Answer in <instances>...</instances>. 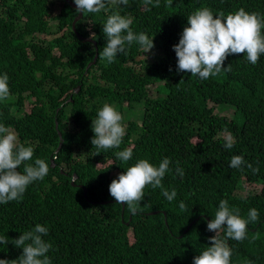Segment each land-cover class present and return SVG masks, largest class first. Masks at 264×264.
<instances>
[{"label": "trees", "instance_id": "obj_1", "mask_svg": "<svg viewBox=\"0 0 264 264\" xmlns=\"http://www.w3.org/2000/svg\"><path fill=\"white\" fill-rule=\"evenodd\" d=\"M105 2V10L82 13L75 25L90 43L73 32L77 10L67 0H0V75H8L10 89L0 101V124L33 147L28 163L39 158L49 164L45 178L30 184L21 200L0 204V236L9 239L0 245V259H18L22 248L10 241L40 224L48 229L43 239L52 245L51 264H192L211 246L215 232L207 223L224 199L241 218L253 208L259 213L246 239L228 240L231 264H264V54L255 65L246 54L229 55L223 67L230 64L231 71L202 80L177 72L173 51L195 10L207 7L215 16L243 8L264 16V0H160L159 7L143 0L118 7ZM113 13L132 18L135 34L153 37L152 62L136 42L126 43L111 64L99 58L103 24ZM95 49L96 62L86 68ZM151 84L162 94L153 98ZM105 103L128 124L119 148L98 150L91 123ZM136 104L140 121L129 120ZM226 133L235 141L230 150L223 146ZM129 147V161L116 158ZM235 155L246 162L241 169L229 167ZM164 158L171 163L162 184L175 189L174 200L147 186L137 214L126 205L122 211L110 196V182L140 159L158 167ZM245 183L260 189L243 196Z\"/></svg>", "mask_w": 264, "mask_h": 264}, {"label": "clouds", "instance_id": "obj_2", "mask_svg": "<svg viewBox=\"0 0 264 264\" xmlns=\"http://www.w3.org/2000/svg\"><path fill=\"white\" fill-rule=\"evenodd\" d=\"M67 2L69 5L71 3L76 5L77 14L78 12L100 13L106 9L105 0H74V2L67 0ZM128 2L129 0H110V3L117 7L128 5ZM143 2L145 6L159 7L160 4V0H155L154 4L153 0H143ZM132 23V18L119 13L107 17L102 28L106 43L99 52L101 60L109 64L113 63L117 54L125 51L126 43L131 45L136 42L144 53L153 49V37L149 38L143 32L135 34L130 27ZM75 25L72 28L71 24V28L76 37L86 42L75 32ZM187 25L183 28L178 43L173 45L177 72L191 73V76L206 80L222 70L231 71L230 64L223 67L229 55L246 54L247 61L255 65L261 54H264V34H262L264 16L260 13H248L240 8L235 13L225 15L221 12L214 16L212 10L202 7L187 17ZM8 80L6 73L0 75V101L8 99L10 95ZM78 90L79 86H76L75 92ZM231 113L232 110L227 111L229 117ZM122 119V115L113 106L107 103L101 106L91 123V130L94 133L91 144L98 150L119 148L126 134L125 126L121 123ZM234 143L231 133H226L223 146L230 150ZM33 154L32 146H25L18 140L14 130L0 124V204L21 200L30 184L43 180L48 174L49 164L45 160L37 158L34 164L28 163L32 160ZM132 154L133 150L129 147L117 151L115 156L120 161L127 162L132 158ZM170 163L169 158H164L157 167L146 159L138 160L110 182L108 186L110 196L114 198L116 204L126 205L131 215L137 214L147 186L161 189L162 195L169 202L173 201L177 195L175 189L169 192L162 184L165 174L170 171ZM245 163L242 156L235 155L231 157L229 167L241 169ZM22 165L23 172L18 171ZM247 167L252 169L254 174L258 171L251 164H247ZM175 172L181 178L184 175V170L178 166ZM179 207L182 211L186 209L183 202H180ZM258 219L259 213L256 209H250L248 218L244 219L240 217L239 209H230L227 200L221 199L214 218L207 223V230L215 232L214 236L209 237L211 246L195 256L192 264H231L232 250L228 240L239 242L246 239L249 222H257ZM221 231L224 232L223 237L220 235ZM46 235L48 229L40 224L20 234L10 242L15 247L22 248V254L16 260L0 259V264H51L47 253L52 245L43 239ZM7 243H9L8 237L0 236V245Z\"/></svg>", "mask_w": 264, "mask_h": 264}, {"label": "rangeland", "instance_id": "obj_3", "mask_svg": "<svg viewBox=\"0 0 264 264\" xmlns=\"http://www.w3.org/2000/svg\"><path fill=\"white\" fill-rule=\"evenodd\" d=\"M40 38H45L44 36H41ZM157 53V49L154 45L153 49H151L148 53H145L143 54V59L146 61V62H152L154 59H155V54ZM157 84H151L149 86V91H150V95L153 96H157V95H160L162 94L161 92H158L155 87H156ZM29 106H31L30 103H26L25 104V108H28ZM140 104H136L135 105V108L131 111L129 110L128 111V114L130 116V119L129 120H136V121H140V117H141V108L139 107ZM30 108V107H29ZM100 109V108H99ZM98 109V110H99ZM97 110V111H98ZM127 121H125V123L123 124L125 127L127 126ZM99 167H104L103 165H100ZM260 189V186L258 185H247V183H245L244 185V190L240 193L241 195H246L247 192H251V191H259Z\"/></svg>", "mask_w": 264, "mask_h": 264}, {"label": "water", "instance_id": "obj_4", "mask_svg": "<svg viewBox=\"0 0 264 264\" xmlns=\"http://www.w3.org/2000/svg\"><path fill=\"white\" fill-rule=\"evenodd\" d=\"M70 6H71L72 8H75V9H76V5H75V4L71 3ZM81 17H82V13H81V12H78L77 17H76V18L74 19V21L72 22V28H74L75 23H76L79 19H81ZM84 41H86V42H90V43L92 42V40H91L90 38H84ZM93 44H94V43H93ZM95 50H96V49H95ZM97 57H98V54H97V50H96L93 60H92L90 63L87 64L86 68H89V67H91L92 65H94L95 62H96ZM59 138H61L60 134H59ZM60 146H61V142L59 143L58 149L55 151V153L58 152ZM51 166H53V165H51ZM73 178H74L73 180H76V179H77V176L74 175ZM101 204L104 205V204H106V203H101ZM122 211H124V205H123V210H122Z\"/></svg>", "mask_w": 264, "mask_h": 264}]
</instances>
